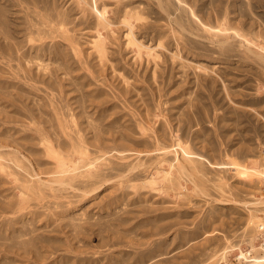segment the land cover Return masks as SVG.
<instances>
[{"label":"rangeland","instance_id":"rangeland-1","mask_svg":"<svg viewBox=\"0 0 264 264\" xmlns=\"http://www.w3.org/2000/svg\"><path fill=\"white\" fill-rule=\"evenodd\" d=\"M259 50L264 0H0V264L262 255Z\"/></svg>","mask_w":264,"mask_h":264},{"label":"bare ground","instance_id":"bare-ground-1","mask_svg":"<svg viewBox=\"0 0 264 264\" xmlns=\"http://www.w3.org/2000/svg\"><path fill=\"white\" fill-rule=\"evenodd\" d=\"M91 1V0H90ZM97 3V2H96ZM92 5H93V3H92ZM91 5V6H92ZM96 6V5H95ZM98 8V7H97ZM95 9H96V7H95ZM97 13L100 15V17H103V13L104 12H99V11H97ZM230 36V35H229ZM234 37H236V36H234ZM236 40V42H237V40L238 41H240V42H242L241 43V45H240V47H242L244 50H242V48H241V51H243L244 53L246 52L247 54L248 53H252L253 54V52L251 51V49H249L247 46H245L244 45V42H243V39H241L240 37H237V39H235L234 38V41ZM230 46V48H234L235 46H233L232 44H230L229 45ZM258 48V47H257ZM262 50V49H261ZM261 50H259L260 52H258V53H255L254 55L256 56V58L264 65V56H263V54L261 53ZM239 51V50H238ZM254 51V50H253ZM255 52V51H254ZM245 55V54H244ZM186 156V155H185ZM190 156V155H189ZM191 157H193V156H191ZM225 166V165H224ZM213 167V166H212ZM216 167V166H215ZM218 167H220V166H218ZM223 166H221L220 168H222ZM243 167V166H242ZM130 168V167H129ZM133 168H135V167H133ZM224 168H228V167H224ZM232 169V168H231ZM233 169H234V167H233ZM244 171H249V172H253L254 174H257V175H261V181H264V168H263V170L260 168H258L257 166H255V165H253L252 167H249V168H242ZM129 170V169H128ZM131 170V169H130ZM134 170V169H133ZM262 170V171H261ZM260 171V172H259ZM137 174V173H136ZM136 176V175H135ZM256 176V175H255ZM258 177V176H257ZM73 178V177H72ZM58 183V182H57ZM60 184H61V182H59ZM261 190V189H260ZM264 194V193H263ZM256 206H258V207H264V195L262 196V197H260L259 199H258V202H256V203H254ZM263 224L260 222V223H258L257 224V228L258 229H262V230H259V232L261 231H263L264 229H263ZM258 232V233H259ZM257 236V235H256ZM264 241V240H263ZM261 248L263 249L262 251H263V254L262 255H260V256H257V257H255V256H253L252 257V259H246L247 258V256H249L248 255V253L247 252H245V253H242V252H240L239 253V256L237 257V259L239 260V259H245L244 260V263L245 264H264V242L262 243V246H261ZM260 248V249H261Z\"/></svg>","mask_w":264,"mask_h":264}]
</instances>
